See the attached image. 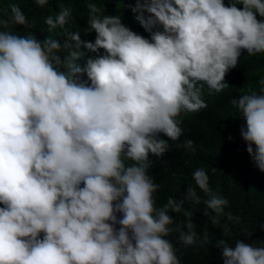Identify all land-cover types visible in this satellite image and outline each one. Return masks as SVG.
Listing matches in <instances>:
<instances>
[{
    "label": "clouds",
    "instance_id": "obj_1",
    "mask_svg": "<svg viewBox=\"0 0 264 264\" xmlns=\"http://www.w3.org/2000/svg\"><path fill=\"white\" fill-rule=\"evenodd\" d=\"M55 1L0 0V264H181L166 237L208 235L169 213L200 197L189 186L157 208L149 155L233 85L243 57L264 65V0ZM258 82L231 104L264 175ZM193 180L212 224L239 220L203 168ZM215 247L223 264H264V246Z\"/></svg>",
    "mask_w": 264,
    "mask_h": 264
},
{
    "label": "trees",
    "instance_id": "obj_2",
    "mask_svg": "<svg viewBox=\"0 0 264 264\" xmlns=\"http://www.w3.org/2000/svg\"><path fill=\"white\" fill-rule=\"evenodd\" d=\"M53 1L50 0L47 5ZM98 1L56 0L55 3L85 5ZM263 72V64H256L249 57H243L233 85L215 98L212 105L207 106L204 111L186 116L181 137L170 143L162 156L149 155L151 167L148 174L160 185L153 193L157 208L166 204L169 197L183 199L189 186L195 188L200 197L199 204L186 201L180 213H169L178 223L186 224L190 219L200 240L205 232L208 235L207 244L197 243L191 246L179 242V231L174 230L166 237L172 242L181 264H223L220 251L215 247L216 241L220 239L226 240L231 246L237 240L264 246L260 244L264 241V175H261L257 167H253L246 151L247 145L240 135V129L246 122L231 104L233 98L246 92L257 91L258 95L261 94L258 77ZM185 140L193 142L191 148L177 147ZM198 168H203L209 174L212 193L227 199L228 205L224 213L230 212L233 217H239L238 221H229L226 215L221 214L220 223L214 225L209 216L215 213L208 210L209 216L204 215V200L209 197L193 180V172ZM185 211L191 215L185 216ZM169 227L174 229L176 225ZM181 230L187 231L186 228Z\"/></svg>",
    "mask_w": 264,
    "mask_h": 264
},
{
    "label": "bare ground",
    "instance_id": "obj_3",
    "mask_svg": "<svg viewBox=\"0 0 264 264\" xmlns=\"http://www.w3.org/2000/svg\"><path fill=\"white\" fill-rule=\"evenodd\" d=\"M132 9V8H131ZM135 18V15H131V16H129L128 18H127V21L129 20V21H132L133 19ZM134 23V22H133ZM137 28V25H133V31L135 30ZM52 29L50 30H48L47 32H46V35H50L51 33H52ZM103 51V50H102Z\"/></svg>",
    "mask_w": 264,
    "mask_h": 264
}]
</instances>
